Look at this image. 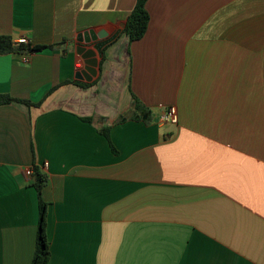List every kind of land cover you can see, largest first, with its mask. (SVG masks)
I'll list each match as a JSON object with an SVG mask.
<instances>
[{
  "label": "crops",
  "instance_id": "obj_1",
  "mask_svg": "<svg viewBox=\"0 0 264 264\" xmlns=\"http://www.w3.org/2000/svg\"><path fill=\"white\" fill-rule=\"evenodd\" d=\"M136 2L0 0V36L53 47L0 56L32 104L0 105V264H32L34 166L48 264H264V0H149L131 43Z\"/></svg>",
  "mask_w": 264,
  "mask_h": 264
},
{
  "label": "trees",
  "instance_id": "obj_2",
  "mask_svg": "<svg viewBox=\"0 0 264 264\" xmlns=\"http://www.w3.org/2000/svg\"><path fill=\"white\" fill-rule=\"evenodd\" d=\"M149 0H137L133 9L129 13L126 25L123 28V33L126 34L130 42L140 41L146 34L150 24V15L146 9V4ZM51 49L53 47H46L43 45L33 46L30 43L20 44L14 41L13 38L8 36H0V56L8 55L12 53L20 54H32L45 49ZM83 88H89L87 84H78ZM12 102L23 103L26 105H32L31 102L25 100H18L7 94H0V105L10 104ZM132 109L138 112H142V117L148 114V111L143 109L137 98L133 96ZM88 123H93L92 119H86ZM123 117L118 120V123L123 121ZM104 135L108 137V141L111 140L110 129L105 127L100 130ZM34 182L33 187L36 189L39 198V228L37 233L36 250L34 251L32 264H48L51 257V246L47 235L48 218H47V206L48 204L42 198V192L46 183H48V175L41 171L38 166H34Z\"/></svg>",
  "mask_w": 264,
  "mask_h": 264
},
{
  "label": "built area",
  "instance_id": "obj_3",
  "mask_svg": "<svg viewBox=\"0 0 264 264\" xmlns=\"http://www.w3.org/2000/svg\"><path fill=\"white\" fill-rule=\"evenodd\" d=\"M17 42H19L20 44H28V40L26 39H19ZM178 120H179V115H178V111L177 108L175 106H170L168 108H166L160 115V119L159 122L161 124H178ZM26 176L29 177H33L34 174V168H28L25 172Z\"/></svg>",
  "mask_w": 264,
  "mask_h": 264
},
{
  "label": "water",
  "instance_id": "obj_4",
  "mask_svg": "<svg viewBox=\"0 0 264 264\" xmlns=\"http://www.w3.org/2000/svg\"><path fill=\"white\" fill-rule=\"evenodd\" d=\"M119 35V32L113 37V38H109V39H107V40H105V41H102V42H100V43H97V45H96V50L99 52V54L101 55V53H102V48H104L108 43H110L111 41L113 42V40H115L116 38H117V36ZM80 51H82L83 49L81 48V49H79ZM94 55V53L93 52H87V54H86V56H88V57H92ZM89 65H93V66H96L97 65V63H96V61H91L90 63H89ZM91 74H95V72L94 71H92V70H90L89 71ZM78 77H80V76H78ZM88 80H89V78H87ZM134 114V112L132 113V115ZM143 119H147V117H144Z\"/></svg>",
  "mask_w": 264,
  "mask_h": 264
}]
</instances>
